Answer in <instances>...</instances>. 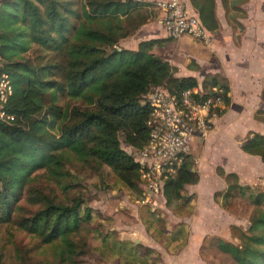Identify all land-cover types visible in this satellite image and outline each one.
<instances>
[{
    "label": "trees",
    "instance_id": "obj_1",
    "mask_svg": "<svg viewBox=\"0 0 264 264\" xmlns=\"http://www.w3.org/2000/svg\"><path fill=\"white\" fill-rule=\"evenodd\" d=\"M63 1L0 0V73L8 76L12 87L6 107L14 116L10 124L0 121V224L14 223L39 244L51 246L53 263L45 264L76 263L85 244L78 247L73 237L90 220L91 208L85 205L80 211L79 199L69 204L56 201L30 187L34 179L45 176L67 189L61 183L69 163L65 152H70L96 173L107 167L141 199L137 164L121 148L120 138L135 149L146 142L149 108L141 102L142 95L151 86L178 93L199 84L205 93L212 86L220 87L225 105L228 103L227 84L218 74L206 73L200 82L193 76H179L167 60L150 52L162 40L140 41L135 50L118 45L145 19L141 7L152 3L86 0L81 6L82 20L74 27L68 23V5L64 12L60 9ZM187 1L205 29L213 32L218 28L215 0ZM219 1L227 19L241 28L235 18L243 15L239 5L245 0ZM32 45L56 52L58 60L30 63L25 54ZM63 97L75 104L57 105ZM253 117L264 123V110H256ZM54 128L56 133H52ZM240 149L264 163V134L248 132ZM216 172L226 184L214 194L224 210L239 196L251 206L245 229L230 225L233 240L214 238L216 249L232 264H264V193L239 184L234 173L219 167ZM197 180L193 159L187 155L163 183L165 203L179 198L183 187ZM21 201L34 210L15 217L20 206L27 210Z\"/></svg>",
    "mask_w": 264,
    "mask_h": 264
},
{
    "label": "crops",
    "instance_id": "obj_2",
    "mask_svg": "<svg viewBox=\"0 0 264 264\" xmlns=\"http://www.w3.org/2000/svg\"><path fill=\"white\" fill-rule=\"evenodd\" d=\"M239 6L243 15L235 20L241 28L215 0L218 28L208 46L187 37L168 38L157 17L148 19L152 4L141 7L145 19L119 40L118 45L129 50L143 40H162L150 52L167 60L179 76L200 82L206 73L218 74L227 84L228 103L204 138L191 146L198 180L185 185L179 198L170 204L162 198L158 210L151 211L112 174L107 188L87 203L91 217L83 243L93 264H200L206 240L223 238L225 227L237 226L232 219L239 218L214 198L226 187L217 167L234 173L241 185L261 184L250 179L264 163L241 151L240 143L248 132L264 134V123L253 117L256 110H264V0H245ZM223 219L229 220L224 229Z\"/></svg>",
    "mask_w": 264,
    "mask_h": 264
},
{
    "label": "built area",
    "instance_id": "obj_3",
    "mask_svg": "<svg viewBox=\"0 0 264 264\" xmlns=\"http://www.w3.org/2000/svg\"><path fill=\"white\" fill-rule=\"evenodd\" d=\"M152 8L157 11L158 22L168 38L187 37L210 45L211 32L202 25L195 10L182 0H154ZM11 93L8 76L0 73V121L7 124L14 121L6 107ZM224 95L217 86L205 93L199 84L178 93L151 86L142 95L141 102L149 108L148 135L141 148L128 147V154L137 164L143 188L139 202L151 211L158 210L163 183L189 155L192 139L204 138L214 119L224 110Z\"/></svg>",
    "mask_w": 264,
    "mask_h": 264
},
{
    "label": "rangeland",
    "instance_id": "obj_4",
    "mask_svg": "<svg viewBox=\"0 0 264 264\" xmlns=\"http://www.w3.org/2000/svg\"><path fill=\"white\" fill-rule=\"evenodd\" d=\"M61 2V1H60ZM60 4V9L64 12L68 5L70 13L66 14L68 18V23L70 26H76L79 21L82 20L80 15L81 6L86 5V0H64ZM150 14L148 19L153 20L157 17V11L153 8L149 10ZM229 13L231 11L229 10ZM71 32V31H70ZM69 35V34H68ZM25 57L34 65H43L48 61H57L58 57L56 52L43 49L36 45H32L29 51L25 54ZM177 74V73H176ZM57 78V77H56ZM75 101L69 99L68 97L59 98L56 104L63 107L65 105H74ZM56 129L52 130V133H56ZM221 132L227 134L224 129ZM121 141V148L128 152V147ZM195 145V139H192L191 146ZM69 159V163L64 167L66 175L64 177L62 186H67V189H62L56 183L47 180L45 176H41L38 179H34L30 187H35L41 189L44 193L54 196L56 201L69 204L74 199H79L82 203L83 208L87 203L98 197L99 190H105L107 186L113 181L114 176L107 167H101L99 173L81 161L77 160L72 153L65 152ZM259 165V164H258ZM260 166V165H259ZM258 173L255 178L250 180L261 183L260 185H252L256 188V191H262L264 193V166H260ZM39 176V174H38ZM253 184V183H252ZM21 205L27 209L24 210L19 208L15 212V217L17 214L29 215L30 212L34 210L33 207H29L24 201H21ZM249 208V210H247ZM251 209L250 205H247V200L243 196L236 197L231 201V207L229 210L233 211V214L239 218L232 219L237 223V226L241 229H245L247 225V220L245 215L249 213ZM264 209V204H263ZM248 212V213H247ZM220 217H218L219 219ZM229 220L227 219V222ZM226 220H222L224 224L223 228L227 224ZM84 227L73 239L78 247L83 243L85 238ZM223 238L227 241H232L230 226L225 227L223 231ZM222 237V236H221ZM222 238V239H223ZM235 239V238H234ZM214 238L206 240L205 247L200 251V264H232L231 259L221 252H219L215 246ZM81 253L75 258L76 263L70 264H93V260L87 255L85 248L80 250ZM53 263V250L51 246L41 245L38 239L28 235L24 231L17 229L14 223L0 224V264H45Z\"/></svg>",
    "mask_w": 264,
    "mask_h": 264
}]
</instances>
